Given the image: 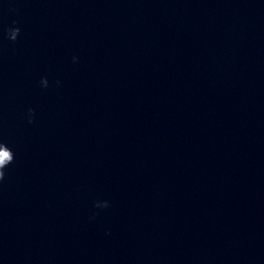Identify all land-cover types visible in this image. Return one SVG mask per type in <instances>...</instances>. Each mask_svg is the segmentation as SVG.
Instances as JSON below:
<instances>
[{
    "label": "clouds",
    "instance_id": "clouds-1",
    "mask_svg": "<svg viewBox=\"0 0 264 264\" xmlns=\"http://www.w3.org/2000/svg\"><path fill=\"white\" fill-rule=\"evenodd\" d=\"M15 23V22H14ZM20 33L19 27H10L7 29V38L10 41H16ZM77 58L73 57L75 61ZM43 87H48V80L47 78H42L40 81ZM59 84V81H57ZM34 115V109H28V122L32 123V116ZM14 153L12 149L4 142H0V182H2L5 178V169L13 163L14 161ZM108 206V203H105V207ZM98 207V205H97Z\"/></svg>",
    "mask_w": 264,
    "mask_h": 264
}]
</instances>
